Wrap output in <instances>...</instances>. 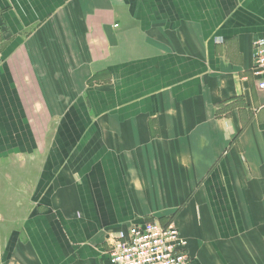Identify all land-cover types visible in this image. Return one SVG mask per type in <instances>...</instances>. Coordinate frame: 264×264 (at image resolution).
<instances>
[{
    "label": "crops",
    "instance_id": "crops-1",
    "mask_svg": "<svg viewBox=\"0 0 264 264\" xmlns=\"http://www.w3.org/2000/svg\"><path fill=\"white\" fill-rule=\"evenodd\" d=\"M264 0H0V264H110L173 222L191 264H264Z\"/></svg>",
    "mask_w": 264,
    "mask_h": 264
},
{
    "label": "built area",
    "instance_id": "built-area-1",
    "mask_svg": "<svg viewBox=\"0 0 264 264\" xmlns=\"http://www.w3.org/2000/svg\"><path fill=\"white\" fill-rule=\"evenodd\" d=\"M251 73L264 90V34L252 42ZM186 240L173 222L158 219L132 224L110 237V264H191Z\"/></svg>",
    "mask_w": 264,
    "mask_h": 264
}]
</instances>
